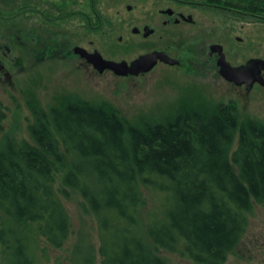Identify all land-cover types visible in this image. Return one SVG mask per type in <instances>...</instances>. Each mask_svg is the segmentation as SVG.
<instances>
[{
	"label": "trees",
	"instance_id": "16d2710c",
	"mask_svg": "<svg viewBox=\"0 0 264 264\" xmlns=\"http://www.w3.org/2000/svg\"><path fill=\"white\" fill-rule=\"evenodd\" d=\"M24 14L56 22L79 13L43 0H0V19ZM30 109L32 142L10 135L0 142L3 264H46L65 245L71 221L61 196L72 193L94 218L98 244L79 234L67 264H167L158 248L223 264L252 200L264 206V124L240 120L233 102L141 125L107 103ZM144 189L158 197L146 214Z\"/></svg>",
	"mask_w": 264,
	"mask_h": 264
},
{
	"label": "rangeland",
	"instance_id": "374dc122",
	"mask_svg": "<svg viewBox=\"0 0 264 264\" xmlns=\"http://www.w3.org/2000/svg\"><path fill=\"white\" fill-rule=\"evenodd\" d=\"M43 1L60 8L72 7L79 14L56 22L45 21L37 14L0 19V56L5 62L0 70V142L6 135L32 142L28 130L33 122L32 103L46 112L64 101L107 103L130 123L141 125L169 120L185 108L210 109L219 103L233 102L240 120L250 118L264 124V88L247 93L244 87L220 81L207 64L182 63L176 68L157 64L147 73L119 77L111 71L99 74L87 63H69L66 54L73 46L96 49L104 58L117 61L130 60L136 53L165 41L158 40L157 35L118 40L116 12L124 9L119 0ZM144 5L136 3L126 13L144 14L148 10ZM134 8L137 11L132 12ZM82 11L87 12V17H82ZM125 43L133 44L129 47L135 49L126 52ZM236 144L237 134L233 149ZM143 192L146 214L157 208L158 197L145 189ZM61 199L70 217L71 234L62 248L51 251L46 264H67L79 234L98 244L96 222L82 212L80 196L72 193ZM252 206L245 232L223 264H264V206L254 200ZM157 251L167 264H197L162 248Z\"/></svg>",
	"mask_w": 264,
	"mask_h": 264
},
{
	"label": "flooded vegetation",
	"instance_id": "af4514ba",
	"mask_svg": "<svg viewBox=\"0 0 264 264\" xmlns=\"http://www.w3.org/2000/svg\"><path fill=\"white\" fill-rule=\"evenodd\" d=\"M119 2L124 3V9L116 12L115 30L119 33L118 40L125 36L148 39L157 35L158 40L165 41L162 45L136 53L130 60H121L129 63L141 54L158 51L175 61L157 60V64L176 68L182 63H203L212 68V72L220 81L236 88L244 87L247 93L259 87L264 88L255 82L247 90L244 84L237 86L225 80L220 75L217 64L223 63L222 59L232 66L253 63V60H264V0H119ZM136 3H145L147 12L132 15L126 13L131 12ZM67 9L69 14L73 13L72 7ZM135 11L137 10L134 8L132 12ZM81 14L82 17H87V12L82 11ZM129 45L134 46L131 43L123 45L127 48L126 52L135 49ZM73 47L66 54L70 59L69 63L76 60L77 63L90 65L79 54L73 52ZM86 50L92 52L96 49ZM23 51L25 56H28V51L26 49ZM3 63L5 62L0 56V70L4 69ZM261 75L264 77V72Z\"/></svg>",
	"mask_w": 264,
	"mask_h": 264
},
{
	"label": "water",
	"instance_id": "95a60500",
	"mask_svg": "<svg viewBox=\"0 0 264 264\" xmlns=\"http://www.w3.org/2000/svg\"><path fill=\"white\" fill-rule=\"evenodd\" d=\"M146 34L147 33H145V35ZM73 52L84 58L99 74L103 73L105 70H109L119 77L138 76L147 73L157 64V60L175 61L163 52L158 51L141 54L129 63L125 60L116 61L106 59L97 50L89 52L80 46H74ZM222 61L223 63L217 64L219 66V73L225 80L237 86L244 84L247 90H249L255 82L264 86V77L261 75V73L264 72V60H253V63H245L237 66H232L224 59H222ZM166 64L175 65L177 63Z\"/></svg>",
	"mask_w": 264,
	"mask_h": 264
}]
</instances>
